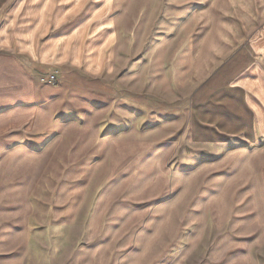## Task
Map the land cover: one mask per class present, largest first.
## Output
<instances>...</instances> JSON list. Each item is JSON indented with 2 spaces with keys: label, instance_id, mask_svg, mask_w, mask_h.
<instances>
[{
  "label": "rangeland",
  "instance_id": "rangeland-1",
  "mask_svg": "<svg viewBox=\"0 0 264 264\" xmlns=\"http://www.w3.org/2000/svg\"><path fill=\"white\" fill-rule=\"evenodd\" d=\"M44 1L0 0V36ZM46 2L45 16L61 11L52 34L85 13ZM228 3L113 0L98 73L0 38V264H264V139L236 74L195 48ZM59 51L76 58L66 42Z\"/></svg>",
  "mask_w": 264,
  "mask_h": 264
},
{
  "label": "crops",
  "instance_id": "crops-1",
  "mask_svg": "<svg viewBox=\"0 0 264 264\" xmlns=\"http://www.w3.org/2000/svg\"><path fill=\"white\" fill-rule=\"evenodd\" d=\"M46 1L43 2L45 12L41 10L37 20H11L3 28L0 38L6 44L14 45L20 52L34 57L41 64L70 63L74 67L80 66L88 73L106 71L110 65L115 41L111 16L113 0H71L70 5L83 8L85 13L82 18L74 21L73 27L54 34L52 33L55 25L62 21L61 11L57 15L53 13L49 17L45 16L49 5ZM228 5L229 10H220L218 7L221 15L217 19L220 20L206 17L217 27L213 33L207 31L198 34L195 39L198 42L195 48L199 50L197 56L204 54L211 56L212 64L219 63L217 73L236 74L230 79L232 88L242 93V110H245L253 120L256 134L264 139V0H247L244 3L229 0ZM57 8L59 9L58 6H53L54 10ZM206 18L198 16L196 19ZM77 26L78 28H75ZM242 26L246 28L243 29ZM85 30H88L90 35L89 43L81 50L74 45V40ZM41 38H45L44 42L37 43ZM63 42L76 49L75 59L70 55L65 58L59 57V49ZM43 48H46V51L52 49V54L44 56L47 59L42 58ZM91 54L98 64L93 68L87 66L88 56Z\"/></svg>",
  "mask_w": 264,
  "mask_h": 264
},
{
  "label": "built area",
  "instance_id": "built-area-1",
  "mask_svg": "<svg viewBox=\"0 0 264 264\" xmlns=\"http://www.w3.org/2000/svg\"><path fill=\"white\" fill-rule=\"evenodd\" d=\"M56 80V77L53 75H46V76H41L40 81L43 83L47 84H53Z\"/></svg>",
  "mask_w": 264,
  "mask_h": 264
}]
</instances>
